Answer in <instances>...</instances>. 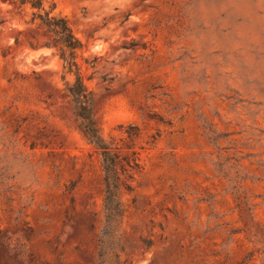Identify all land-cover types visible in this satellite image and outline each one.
<instances>
[{"label":"rangeland","instance_id":"1","mask_svg":"<svg viewBox=\"0 0 264 264\" xmlns=\"http://www.w3.org/2000/svg\"><path fill=\"white\" fill-rule=\"evenodd\" d=\"M54 1L138 167L107 203L57 48L0 0V264H264V0Z\"/></svg>","mask_w":264,"mask_h":264},{"label":"trees","instance_id":"2","mask_svg":"<svg viewBox=\"0 0 264 264\" xmlns=\"http://www.w3.org/2000/svg\"><path fill=\"white\" fill-rule=\"evenodd\" d=\"M15 1L22 10L29 14V21L44 29L49 35L45 45H53L57 48V53L63 61L62 78L67 94L74 102L76 118L84 135L102 157L106 202L110 205H117L116 198L123 180L121 174L128 172V167L137 169L138 157L135 151L120 156L113 142L108 140L99 129L93 112L92 91L85 81L82 64L78 59L83 49V42L75 34L68 18L57 9L54 0ZM135 127L138 128L135 124H128V128Z\"/></svg>","mask_w":264,"mask_h":264}]
</instances>
